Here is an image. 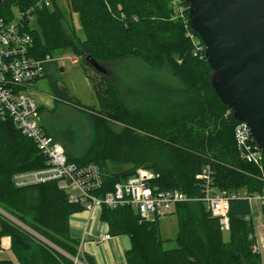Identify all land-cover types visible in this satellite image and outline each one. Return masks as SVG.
<instances>
[{
  "label": "trees",
  "instance_id": "obj_1",
  "mask_svg": "<svg viewBox=\"0 0 264 264\" xmlns=\"http://www.w3.org/2000/svg\"><path fill=\"white\" fill-rule=\"evenodd\" d=\"M33 1L5 0L0 11L12 16L14 6L24 8ZM178 1L70 0L84 38L69 30L58 8L51 11L45 5L37 11V26L31 30L37 57L72 49L105 70H96L100 77L94 79L99 110L69 104L68 90L53 82L55 101H60L49 109L40 105L39 115L45 132L64 145L69 161L101 165L106 190L140 166L158 175L160 189L177 188L191 196L200 193L197 175L206 165L220 190L259 184L248 174L252 166L239 156L234 138L238 120L212 84L214 69L206 56L195 55L186 35L192 30L190 2L177 17ZM120 122L125 126L117 131ZM46 161L11 119L0 120V206L62 250L36 242L0 216V236H10L16 258L0 259V264H74L77 255L96 264L91 255L79 254L80 241L69 233L70 215L84 206L70 203L57 181L20 186L14 179L19 172L45 167ZM174 212L179 226L174 247L165 246L160 219L141 221L130 206H103L101 218L111 233L130 236L128 264H262L256 225L247 219L248 200H231L227 238L203 202L179 203Z\"/></svg>",
  "mask_w": 264,
  "mask_h": 264
},
{
  "label": "built area",
  "instance_id": "obj_2",
  "mask_svg": "<svg viewBox=\"0 0 264 264\" xmlns=\"http://www.w3.org/2000/svg\"><path fill=\"white\" fill-rule=\"evenodd\" d=\"M49 1L34 0L24 8L14 6L12 16L4 15L0 11V120L11 119L21 134L30 138L47 158L45 167L16 174L14 179L17 185L57 181L70 203L81 204L86 210L96 206H130L138 212L141 221H154L167 216L175 211L179 203L200 201L212 216L219 219L225 232L231 228V200L241 197L251 204V214L247 219L255 223L262 210L261 227L264 230V151L244 121L238 120L235 125L234 138L240 158L253 168L248 172L249 176L259 183L251 189L220 190L211 166L206 165L197 175L199 195L191 196L177 188L160 189L155 183L158 175L144 166L137 167L132 175L118 181L113 190H106L105 172L100 164L90 162L80 165L68 160L64 145L48 135L42 127L40 105L24 92L28 85L42 79L48 66L55 61V55L52 54L43 57L35 55L31 31L36 26L37 11L48 5ZM4 2L5 0L1 4ZM174 5L176 16H183L186 7L183 4ZM186 35L193 42L195 55L206 56V45L200 35L193 29H188ZM72 60L78 62L76 57ZM254 203L257 204L256 209ZM0 216L26 232L36 242L62 251L36 229L1 206ZM111 236L110 233H101L96 241L101 242ZM10 244L11 239L8 236L4 247L10 248ZM260 244L264 248V234L256 231L258 251ZM79 254H82L80 248ZM72 259L74 264H87L78 255Z\"/></svg>",
  "mask_w": 264,
  "mask_h": 264
},
{
  "label": "water",
  "instance_id": "obj_3",
  "mask_svg": "<svg viewBox=\"0 0 264 264\" xmlns=\"http://www.w3.org/2000/svg\"><path fill=\"white\" fill-rule=\"evenodd\" d=\"M189 2L191 27L206 45L218 96L264 151V0ZM86 61L105 72L94 58Z\"/></svg>",
  "mask_w": 264,
  "mask_h": 264
},
{
  "label": "rangeland",
  "instance_id": "obj_4",
  "mask_svg": "<svg viewBox=\"0 0 264 264\" xmlns=\"http://www.w3.org/2000/svg\"><path fill=\"white\" fill-rule=\"evenodd\" d=\"M178 3L183 4L186 8H188L189 0L188 2L186 0H179ZM48 8L51 11L55 8L61 10L65 16L69 30H71L73 34L76 32L80 38H84V30L79 13L72 8L70 0H56L55 3L50 0L48 2ZM54 57L55 61L49 66L45 76L42 79L28 85L27 88L24 89V92L34 99L38 105L48 109L53 108L54 104L60 101L57 99L55 101L57 93L53 89L52 83L56 82L59 88L64 87L68 90L70 95L68 98L69 104L82 106L86 109L99 110V99L94 85V79L97 82L99 81L100 76L96 73V69L89 64L83 56L75 53L72 49L58 51L55 53ZM74 57L78 58V62H73L72 59ZM61 108L67 109V107H60V109ZM48 109L45 113H47V117L49 116L52 119V112L49 113ZM115 126L116 130L119 131L125 125L120 122V124ZM86 130L89 132V129ZM122 169H124V167H118L117 170ZM256 205L257 204L254 203L255 209ZM261 221L262 210L257 215L255 223L257 233L263 232L264 234V230L261 227ZM157 224L160 228V236L163 240H166L165 246H176L175 238L179 228L176 212H172L167 216L161 217L160 220L157 221ZM225 237H228L227 232H225ZM260 246L259 252L262 256V264H264V248L263 245L260 244ZM14 257L15 254L13 251L10 248L4 247V241L0 240V259L13 260Z\"/></svg>",
  "mask_w": 264,
  "mask_h": 264
},
{
  "label": "crops",
  "instance_id": "obj_5",
  "mask_svg": "<svg viewBox=\"0 0 264 264\" xmlns=\"http://www.w3.org/2000/svg\"><path fill=\"white\" fill-rule=\"evenodd\" d=\"M101 213L102 207L96 206L71 214L68 220L70 235L80 241L82 254L91 255L96 264H128L126 252L132 247L130 236L111 233ZM101 233H110L112 236L97 242ZM1 239L7 242L8 236H0Z\"/></svg>",
  "mask_w": 264,
  "mask_h": 264
}]
</instances>
